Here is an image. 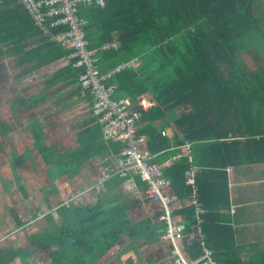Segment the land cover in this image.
Segmentation results:
<instances>
[{"label":"trees","instance_id":"1","mask_svg":"<svg viewBox=\"0 0 264 264\" xmlns=\"http://www.w3.org/2000/svg\"><path fill=\"white\" fill-rule=\"evenodd\" d=\"M79 14L88 20L86 37L99 74H111L105 85L114 89L113 98L130 97L136 104L148 95L154 101L138 130L158 155L155 162L170 157L172 147L193 145L192 162L183 156L165 168L172 180L170 191L185 203L176 217L185 224L179 244L187 259L204 255L203 231L218 264H264V250L245 257L236 243L227 214L231 200L226 172L232 165L264 161V0H106L104 7L82 5ZM67 29H42L22 0L0 2V167L5 160L11 173L23 177L33 168L40 199L49 211L43 225L36 220L43 209L26 199L31 194L25 185L15 193L0 190L9 205L4 206L9 231L36 232L29 239L34 251L22 246L1 264L15 257L31 264L35 251L48 256L44 264H101L118 249L117 255L136 245L141 250L164 231L157 215L135 225L124 197L109 208L86 202L79 191L71 204L59 197L60 187L76 181L84 162L109 154L105 162L111 163L123 149L121 143L104 138L94 116L93 95L79 83L84 68L75 67L71 50L57 40ZM62 60L67 63L61 67ZM132 61V66L112 74ZM48 64L57 67L44 76L41 91L21 87L25 76ZM84 100H91L87 123L94 124L79 133V147L65 150L61 142L51 141L47 130L52 127L47 126L54 114L76 112ZM168 127L175 143L163 135ZM192 164L197 166V200L207 211L201 224L195 207L186 204L193 191L186 183ZM49 190H55L54 195ZM127 235L129 244L122 249Z\"/></svg>","mask_w":264,"mask_h":264},{"label":"crops","instance_id":"2","mask_svg":"<svg viewBox=\"0 0 264 264\" xmlns=\"http://www.w3.org/2000/svg\"><path fill=\"white\" fill-rule=\"evenodd\" d=\"M66 63L67 61L62 60L61 67ZM56 67L57 65L48 64L35 73L25 76L21 83V87H28L27 89H31L32 93L41 91V87L43 86L41 84L43 81L42 79L44 76L51 75V72ZM71 88L75 89L77 87L73 86ZM81 97L82 99L85 98V96ZM90 101L91 100H84V103L79 105L77 110L75 109L76 112L53 115L52 121H49L47 126V129L52 127L51 131L47 130L48 134L51 136V141L61 142L65 150H72L80 146L79 133L89 128L90 126L88 124L91 126L94 124L93 121L87 123L92 117L87 112V110L91 109ZM48 107H53V105H49ZM49 110L51 111L52 109ZM7 113L8 112L5 111L4 117H2L7 119ZM165 131L166 136L175 143V133L173 129L168 127ZM170 152L173 153L170 157L158 163H164L168 160H172L173 162L175 160L174 158L183 151L178 147H172ZM108 155L95 156L89 161L84 162L80 176L76 181L67 183V185L65 184L62 187L57 184V188H62L59 192V197L67 202V204H71L75 196H77V191H79L78 196L82 197L83 195V199H85L86 202L98 201L100 205L106 208L111 207L112 203L118 198L124 197L123 199L126 200V203L131 205L130 210H128V215L131 216L135 225L144 223L146 219L153 217V215H157L156 219L160 222V206L156 201L146 196V185H144L138 176H133V178L129 180L111 177L103 180L102 184L104 185L99 188L102 184L100 181L101 177H99L98 165L106 158H109ZM156 158H158V155H156ZM1 165L5 167L6 173L12 176V180H15L17 189L19 188L18 186L22 184L23 186L25 185L31 194L30 197H26L27 200L36 202L38 198L40 199V194L38 193L40 184H38L35 179L37 176L33 168L28 167L27 174L23 177V175H18L17 171L11 173V169H9L10 165L8 163L6 164L5 160L3 162L1 161ZM192 167L197 169L195 164H192L191 168ZM226 172L229 180L231 200L230 211H228L227 214L232 220L236 243L238 247L243 250L245 257H248L254 250H264V161L232 165L227 167ZM82 188L84 189L81 191ZM49 191L54 195L55 190ZM72 194H74L73 197L71 196ZM20 198L23 199L24 197ZM2 201L5 202L6 199L0 198V203ZM4 206L5 204L0 206V216L3 217L0 219V264L9 256H12L16 249L22 246H26L34 251L29 239L32 234L36 233L35 231H9L10 227L7 225ZM52 209H56V207L54 206ZM48 213L49 211L45 212L44 209L41 210L36 220L40 221L39 215H43L44 217ZM176 221L184 224V221L182 219H177V217ZM128 240L129 236L127 235L124 239L122 249L128 246ZM146 240L147 238L141 243L144 244ZM145 244L141 250H138V246L136 245L128 250V252H124L121 255H117L120 253V249L114 252V254L111 252L106 259L101 260V264H117V260H123L124 264H174L170 255V246L167 242H163L160 238L156 239L153 243ZM35 254H38V252L35 251L33 258L30 260L31 264H44V262L48 260V256H45L44 251L40 255ZM8 264H23V262L20 257H15L11 259Z\"/></svg>","mask_w":264,"mask_h":264},{"label":"built area","instance_id":"3","mask_svg":"<svg viewBox=\"0 0 264 264\" xmlns=\"http://www.w3.org/2000/svg\"><path fill=\"white\" fill-rule=\"evenodd\" d=\"M105 1L22 0L31 11L37 25L42 29L49 25H68V29L59 34L57 40L62 47L71 50L69 57L76 61L75 67L84 68L80 74L79 83L82 89L88 90L93 95L94 116L97 117V121L101 125L104 138L123 145L120 154L111 163L104 160L98 165L101 184L103 180L114 176L140 177L147 186L146 193L149 198L156 201L161 208L160 221L164 224L161 239L169 244L174 264H218L215 259V251L208 245L207 236L203 231H201V236L204 255L201 258L189 261L179 244L185 224L176 221V211L183 209L185 203L177 194L170 191L172 180L165 175V168L172 163V160L164 163L155 162L156 155L150 150L147 138L139 135L138 130L139 120L144 117L145 112L154 107V101L148 95L139 97L136 104L130 97L114 99V89L105 85V80L111 74H99L97 59L94 57L95 52L90 49V43L86 37L85 27L88 25V20L80 16L79 9L82 5L104 7ZM115 46H118V43L105 45V48ZM133 64L134 61L122 64L114 69L112 74L121 72ZM163 135H166V131L163 132ZM182 151L174 159L188 155L192 162V143L184 144ZM196 171L195 167L191 168L186 182L193 188L186 204L195 207L196 218L201 224L207 211L197 200Z\"/></svg>","mask_w":264,"mask_h":264},{"label":"rangeland","instance_id":"4","mask_svg":"<svg viewBox=\"0 0 264 264\" xmlns=\"http://www.w3.org/2000/svg\"><path fill=\"white\" fill-rule=\"evenodd\" d=\"M6 172H4V169H3L2 165H1V167H0V186H1L2 182L4 183V185L0 187V190L3 191L5 189V187H6V188H8V190H11L12 193H15L18 190L16 182H15V180H12V176L9 173H6ZM3 187H4V189H3ZM4 204H5V202L2 201L0 203V206H3ZM32 204H39V206H41L42 209H44V211H47V207H45V205H44V203L42 202L41 199L36 200V202L32 201ZM6 206H9V205L6 203L5 207ZM51 211H55V209H52ZM2 218L3 217L0 216V219H2ZM39 219H41L40 222L44 225L45 221L43 220V215H39Z\"/></svg>","mask_w":264,"mask_h":264}]
</instances>
